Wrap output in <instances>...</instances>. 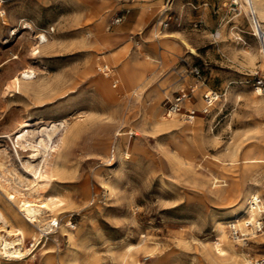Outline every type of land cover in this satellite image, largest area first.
<instances>
[{"label":"rangeland","instance_id":"obj_1","mask_svg":"<svg viewBox=\"0 0 264 264\" xmlns=\"http://www.w3.org/2000/svg\"><path fill=\"white\" fill-rule=\"evenodd\" d=\"M171 1L169 26L160 29L166 0H0L6 171H21L30 152L78 128L64 173L50 188L58 206L36 225L14 200L9 215L24 232L27 251L19 261L0 256V264H105L103 248L129 249L130 264H211L202 250L216 241L219 222L238 253L252 264L264 260V232L240 226L249 235L236 242L229 230L238 209L235 191L264 198V92L253 80L264 70L247 4ZM115 16L121 22L111 25ZM101 21L112 46L100 45ZM40 34L47 43L39 44ZM112 48L123 50L111 57ZM127 58L130 67L123 70L117 59ZM193 66L201 68V79L191 74ZM23 70H33L35 82L14 89L12 80ZM181 91L188 94L181 112L166 116V104ZM208 93L217 96L211 105L204 102ZM148 114L168 124L155 126L145 120ZM23 122L29 125L11 134ZM7 172L0 184L12 192ZM238 215L240 224L248 220ZM50 218L58 226L44 230Z\"/></svg>","mask_w":264,"mask_h":264},{"label":"bare ground","instance_id":"obj_2","mask_svg":"<svg viewBox=\"0 0 264 264\" xmlns=\"http://www.w3.org/2000/svg\"><path fill=\"white\" fill-rule=\"evenodd\" d=\"M245 2L247 4V9L253 10L259 17L262 26H264V0H245ZM240 8H244L243 4H240ZM254 36H256V33H254ZM258 36L260 35L258 34ZM163 39L164 45H166L165 38ZM47 42L48 41L46 39V36L40 34L39 44L42 45ZM184 44L187 45L186 43ZM100 45L103 46V44ZM100 45H98V47ZM188 48V50H190V53L193 54L194 50L191 47ZM122 50L123 48H112L107 51H109L111 57H118ZM16 58H18V56H14L13 59ZM117 61L121 69H129L130 60L128 58L124 61H120V59H117ZM99 70L101 71V68ZM133 73L134 71L129 72L130 75ZM104 75L108 76V74ZM35 79V72L33 70H23L18 75L14 76L12 80V85L14 89L16 88L19 90L21 84H31L35 82ZM216 98L217 96L215 95L213 99L216 100ZM214 100H204V102L206 103V105H211ZM155 117L156 118H154L153 114H148L145 120H150L155 126L158 127H164L168 124L162 121L161 119H157L159 118V115L156 114ZM187 118L188 123L194 124L193 120L195 117L190 116ZM173 121L175 122V120ZM28 125L29 124H27L26 122L21 123L19 127H16L15 131L11 134L24 129ZM71 127L64 131V133H62L61 135L53 136L48 141L47 145H45L42 149L30 152V154L25 157V161L22 162L21 171L19 169L11 168L7 172V169H5L4 167L3 158L8 157V153L5 149L0 150V180L2 175H5L6 172L9 173V175H11L12 177V179L7 178L4 180L5 182H8L6 183V185L8 184L11 186L12 192H8L6 188L0 184L1 257L8 258L7 260L15 259V261H19L25 257L24 253L27 251V249L23 250L22 247L24 243V232L19 228L14 229L12 218L9 215V208L11 207V203L14 202V200H17L16 207L18 208V212H20L22 217L30 224L36 225H40V223L44 221V217L42 216L43 214L50 213L54 209V207L58 206L59 199L50 188L52 186V183L56 179L60 178V176L64 173L65 168L63 166V163L66 160L70 144L72 143L73 138L78 136V128ZM11 134H7L5 137L9 138ZM13 150L14 156H16L17 159H21L20 154L15 146H13ZM32 163H35V166L32 167ZM248 163L253 162L248 161ZM17 178L19 179V181H24V183H32V187L29 189H24L23 187H20V185L15 183V180ZM233 197L236 200L235 206H237L238 208L236 210H233L231 213L232 218H236L234 222H237L239 227L245 225L246 223H255L259 214L258 212L250 208L249 203L251 199H258V195L255 192H252L250 189H244V191H235ZM240 213H242L241 217H248V220L245 223H239L240 219H238V216L240 217V215L238 214ZM52 223H56L57 228L58 219L50 218V220L46 222V226L43 229L52 230ZM217 225V239L211 246L207 247V249L203 248L202 258L206 262L208 260L211 264H252V261L250 259H247L244 254H242L241 252L238 253L236 251L235 244L229 243L227 241V237L223 229L224 224H222V222H219ZM253 237L254 236H251L250 239H252ZM69 239H72L71 235H69ZM255 240L254 242H258V240ZM129 251L130 250L127 248L114 249V257L117 264H130L132 258L130 256ZM199 261H202V259H199ZM73 262H75V260H73L72 263Z\"/></svg>","mask_w":264,"mask_h":264},{"label":"built area","instance_id":"obj_3","mask_svg":"<svg viewBox=\"0 0 264 264\" xmlns=\"http://www.w3.org/2000/svg\"><path fill=\"white\" fill-rule=\"evenodd\" d=\"M169 4H172L171 0H166V4L162 5L160 8V11L162 14L159 16V28L160 29H166L169 26V21L170 18L168 17V6ZM151 9V8H149ZM165 14V16H164ZM249 16H250V24L253 33H256V37L258 38L259 41V54H260V61L262 65V70H264V26H262L261 21L257 17L256 13L253 10L249 9ZM121 22V17L120 16H115L113 20L111 21V25H117ZM258 34L260 36H258ZM101 72L103 74H108V70L106 66L101 67ZM191 74L193 75L194 78L197 80L201 79L202 77V70L199 66H193L190 70ZM254 80V85L256 86V89L259 91L264 92V71L262 73L259 71L254 72L253 76ZM187 93L184 91H181L177 97L174 98L172 102H168L165 107V114L166 116H172L173 114L180 113L182 110V107L180 106L182 100L187 97ZM213 95L215 93H210V94H205L204 97L206 100H214ZM249 206L252 210L258 212L259 216L257 218V221L255 223H246L245 227L246 229L252 233H261L264 232V198L258 197V199L254 198L250 200ZM52 227H56V223H52ZM229 230H230V235L233 238L234 241L239 242V241H244L246 237L249 235V232H243L237 222H231L229 225ZM113 250L108 249V248H103L102 249V255L103 259L105 260V264H116L114 262L113 258ZM255 264H264V260L262 259H257L254 261Z\"/></svg>","mask_w":264,"mask_h":264},{"label":"crops","instance_id":"obj_4","mask_svg":"<svg viewBox=\"0 0 264 264\" xmlns=\"http://www.w3.org/2000/svg\"><path fill=\"white\" fill-rule=\"evenodd\" d=\"M103 24H104L103 21L99 22L100 28L96 32V34L100 36V41L102 44L110 45V46L114 45L113 36L110 33H105V31L103 29Z\"/></svg>","mask_w":264,"mask_h":264}]
</instances>
